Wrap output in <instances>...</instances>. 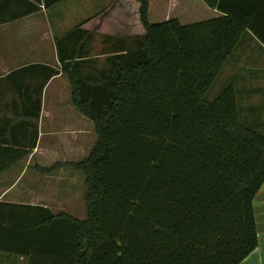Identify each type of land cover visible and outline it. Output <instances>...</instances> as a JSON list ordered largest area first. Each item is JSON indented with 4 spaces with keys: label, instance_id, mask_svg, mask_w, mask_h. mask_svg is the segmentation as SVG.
<instances>
[{
    "label": "trees",
    "instance_id": "16d2710c",
    "mask_svg": "<svg viewBox=\"0 0 264 264\" xmlns=\"http://www.w3.org/2000/svg\"><path fill=\"white\" fill-rule=\"evenodd\" d=\"M133 1L110 8L124 6L125 29L110 23L102 34L121 53L107 81L71 77L97 136L70 165L84 177L86 218L1 202L0 251L28 264H241L258 247L264 135L241 119L233 86L206 95L244 32L264 46V2L201 0L218 15L182 24L149 23L146 1ZM10 2L0 0V23L12 19ZM82 25L58 41L59 54L97 34ZM29 153L0 146V175Z\"/></svg>",
    "mask_w": 264,
    "mask_h": 264
},
{
    "label": "crops",
    "instance_id": "0c3cea01",
    "mask_svg": "<svg viewBox=\"0 0 264 264\" xmlns=\"http://www.w3.org/2000/svg\"><path fill=\"white\" fill-rule=\"evenodd\" d=\"M114 2L134 1L62 0L47 8L44 0L41 4L11 0L5 8L12 19L0 23V146L30 153L0 175V203L40 206L55 215L86 213L84 193L78 194L74 186L80 172L70 165L88 156L95 144V129L75 105L71 77L83 85L107 81L102 73L121 53L102 34L108 35L110 23L124 27L125 17L123 5L110 9ZM206 11L208 18L218 15L215 10ZM81 24L97 34L68 40L59 54L58 41ZM61 55L68 64L64 70ZM51 70L59 74L48 79ZM226 70L241 119L264 135V46L250 31L241 36ZM95 78L98 83H93ZM82 177L77 176L85 191ZM80 201L83 211H75ZM253 208L258 247L241 264H264V186ZM0 264H28V259L0 251Z\"/></svg>",
    "mask_w": 264,
    "mask_h": 264
},
{
    "label": "rangeland",
    "instance_id": "374dc122",
    "mask_svg": "<svg viewBox=\"0 0 264 264\" xmlns=\"http://www.w3.org/2000/svg\"><path fill=\"white\" fill-rule=\"evenodd\" d=\"M147 3L146 12H147V19L149 23H158L162 21H166L169 19H177L182 24H190V23H197L206 19H209V11L208 8L201 0H145ZM108 3V2H107ZM111 5H114L111 4ZM112 43L110 42V45ZM109 45V46H110ZM111 47V46H110ZM104 51H107L105 47H103ZM227 70L217 77L215 82L213 83L212 87L210 88L209 92L206 95V100L212 101L217 97L225 87L230 86V80H228V73ZM96 134H95V142H96ZM82 161V159H81ZM66 175L68 172H64ZM82 177V175L79 173ZM76 174V178L74 179V186L75 190L79 194V191L84 193V184L80 179L77 178L79 176ZM83 178V177H82ZM83 206H85L84 201L82 199ZM80 201V208L79 204L76 203L75 206L77 207L75 211H83ZM76 218L78 219H85L86 213L76 214ZM82 217V218H79Z\"/></svg>",
    "mask_w": 264,
    "mask_h": 264
}]
</instances>
